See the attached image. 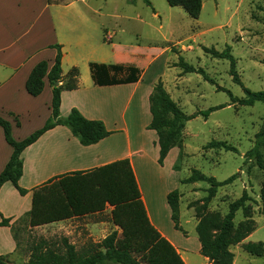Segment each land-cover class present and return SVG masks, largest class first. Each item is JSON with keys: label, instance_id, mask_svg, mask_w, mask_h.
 Segmentation results:
<instances>
[{"label": "rangeland", "instance_id": "rangeland-1", "mask_svg": "<svg viewBox=\"0 0 264 264\" xmlns=\"http://www.w3.org/2000/svg\"><path fill=\"white\" fill-rule=\"evenodd\" d=\"M51 1L59 3L49 5L44 18L59 27L46 32V39L41 38V41L71 39L79 30L84 31L95 46L104 41L109 50V39L112 37L113 41L121 42L122 48H118L117 53L122 50L127 53L151 52L154 63L147 71L148 77L142 82V87L148 86L150 80L155 84L161 79L171 99L185 114L224 105L211 111L207 117L197 114L186 121L181 131V145L174 147L166 167L163 170L152 169L156 179H166L168 185L180 193L178 223L181 229L174 227L170 217L166 219V224L178 231V244L182 243L187 248H193L192 244H196L192 215L202 205L209 186L207 182L199 181V186L191 189L189 183L181 182L193 168L217 180L238 173L231 183L218 188L208 202L207 210L224 214L228 203L237 199L244 190L247 191L252 198V201H248L249 211L256 224L251 239L264 244V215L257 210L264 170L254 159L244 156L262 127L264 104L260 101L253 105L233 102L229 92L238 98L245 97V94L243 87L233 81L229 60L212 57L203 50V46H207L222 51L229 45L235 58V70L243 86L253 91L264 90V0H201L202 8L197 19L189 17L179 6L168 5L166 0H149L151 5L143 0ZM71 26L74 28L71 29ZM172 47L175 51H172ZM94 53H99V50L96 49ZM81 54L86 57V52ZM112 55V51L107 53L109 58ZM179 57L204 69L211 80H205L196 72H182V68L176 65ZM132 109L133 102L126 111V119ZM23 122L21 127L17 125L14 128L15 136L26 133L30 128L25 120ZM3 139L4 132L0 126V157L8 149ZM213 139L226 141L236 147L237 152L205 148L204 144ZM262 153L264 159V147ZM171 167L174 171L169 173ZM24 180L26 185L33 182L32 178H28V171ZM19 194L14 188H3L0 199L9 206L10 201L18 200ZM242 219L240 209L234 217L235 225ZM12 224L17 225L18 248L11 257L3 256H7L10 264H26L35 244L43 239L57 243L61 237H66L65 229L76 223L67 220L49 227H28L23 222ZM183 230L189 232L187 241ZM67 238L71 240V235ZM0 239L4 240L3 231H0ZM230 249L235 251V264H264V253L253 256L244 250L241 242L231 245Z\"/></svg>", "mask_w": 264, "mask_h": 264}, {"label": "trees", "instance_id": "trees-1", "mask_svg": "<svg viewBox=\"0 0 264 264\" xmlns=\"http://www.w3.org/2000/svg\"><path fill=\"white\" fill-rule=\"evenodd\" d=\"M143 1L151 5L149 0ZM48 2L51 3V0ZM166 2L170 6L181 7L193 19L199 17L202 8L201 0H166ZM50 47L56 48L57 51L54 63L47 73L48 81L52 84L51 116L43 126L19 141L11 136L10 123L0 117V126L4 132L3 140L13 148L9 160L0 172V187L5 181H10L21 195L27 190L19 187L17 183L22 175L20 154L45 131L58 124L66 125L84 145L96 143L110 133L102 120L86 118L75 107L71 108L65 118L59 116L61 89L64 87L72 90L77 87L79 69L77 66H72L65 78H62L61 45L55 43ZM203 50L212 57L229 60L233 81L243 87L245 94V97L238 98L229 92L233 102L253 105L260 101L264 104V90L253 91L243 86L235 70V58L231 55L229 45L222 51L207 46H203ZM172 51H175L173 47ZM176 65L182 68V72H196L205 80H211L204 69L185 62L181 57ZM88 67L90 77L96 85L136 82L140 77L139 68L133 65L90 61ZM46 72L45 61H40L33 67L25 82L26 91L30 95L36 96L42 91ZM62 80L63 86L56 84ZM148 103L151 119L147 128L156 132L159 147L157 161L160 165L163 164L170 149L181 145V131L186 121L197 114L207 117L211 111L224 106H211L205 110L185 114L171 99L161 79L153 85ZM204 145L205 148L237 152L236 147L223 140L213 139ZM263 147L264 121L255 136L253 146L244 155L245 158L254 159L264 170ZM237 175L238 173H234L223 180H217L193 168L189 176L181 179L182 183L205 181L209 184L202 205L195 212L197 218L195 232L200 243V253L208 258L210 264H232L234 254L230 246L242 242L256 227L248 206V201H252V198L245 190L237 199L228 203L226 213L207 210V204L215 196L218 188L231 183ZM179 196L177 189L171 190L166 195V202L176 229H181L178 223ZM142 203L136 177L127 158L117 159L88 170L60 174L46 180L32 188L31 208L16 220V223L23 222L28 227L41 226L73 216L102 211L110 206L111 221L117 229L112 230L99 242L90 243L84 251L76 250L64 236L57 243L40 240L32 247L26 264H184L176 248L150 223ZM257 207L258 212L264 215V183L259 191ZM240 209L243 219L235 225L234 217ZM8 224V218L0 221V225ZM16 226L12 224L11 230L17 238ZM183 232L185 234L184 230ZM243 248L253 256H261L264 253L262 241L243 243ZM0 264H10V260L7 256L0 255Z\"/></svg>", "mask_w": 264, "mask_h": 264}, {"label": "crops", "instance_id": "crops-1", "mask_svg": "<svg viewBox=\"0 0 264 264\" xmlns=\"http://www.w3.org/2000/svg\"><path fill=\"white\" fill-rule=\"evenodd\" d=\"M58 3L59 1L49 3L48 0H0V117L10 123L11 136L19 141L43 126L51 116L52 84L48 81L47 73L54 63L57 52L56 48L50 45L57 43L61 45L62 51V78H65L72 66L80 68L77 87L72 90L64 87L61 89L59 116L65 118L71 108L75 107L86 118L102 120L110 133L96 143L84 145L66 125L58 124L45 131L21 152L22 175L17 183L27 192L19 194L18 200L10 201L9 206L0 199V221L3 218L9 219L8 225H0V231L4 232V240L0 239V255L6 254L11 257L16 253L18 241L11 230V225L30 210L32 188L60 174L88 170L127 158L136 177L142 204L150 223L176 248L184 264H210L208 258L200 253L198 237L196 244H192L193 248L178 244L179 239L176 235L178 231L166 224V219L171 218L166 195L176 188L169 186L166 179H156L152 174V169L163 170L166 167L167 159L174 151V147L170 149L163 164L160 165L157 161L159 147L156 132L147 128L151 119L148 97L154 84L150 80L149 85L143 88L142 82L148 77L147 71L154 63V57L147 51L127 53L122 50L117 53L121 42L113 41L112 37L109 39V50L105 47L104 41L95 46L86 33L79 30L75 31L71 39L45 40L46 32L49 33L50 29L55 31L59 25L50 23L48 18H44V14L49 5ZM73 28L74 26H71V29ZM41 38H45V41H41ZM96 49L99 53H94ZM110 51L113 52L112 58L107 56ZM83 52H86V57L82 56ZM40 61L47 63V72L43 77L42 91L32 96L26 91L25 82L33 67ZM90 61L133 65L139 68L140 77L136 82L96 85L89 75ZM63 84V80L58 82V85ZM132 102L133 109L126 119V111ZM24 120L30 128L26 133L15 136L14 128L17 125L21 127ZM5 144L8 149L0 157V172L13 151L12 146L6 141ZM27 171L28 178L33 179L28 185L23 183ZM172 171L173 167L169 173ZM197 182L189 183L191 189L199 186ZM3 188H14V191H17L10 181H5L0 190ZM192 218L195 232L197 223L195 214ZM67 220L76 223L65 229L66 237L71 235V240L69 238L68 240L76 250L84 251L90 243L99 242L112 230L117 229L111 221L110 206L102 211L73 216L43 224L41 227L58 225ZM184 231V238L187 241L189 232ZM252 232L241 244L258 241L251 239ZM231 251L234 254L232 264H235L236 254L233 249Z\"/></svg>", "mask_w": 264, "mask_h": 264}, {"label": "water", "instance_id": "water-1", "mask_svg": "<svg viewBox=\"0 0 264 264\" xmlns=\"http://www.w3.org/2000/svg\"><path fill=\"white\" fill-rule=\"evenodd\" d=\"M56 84H58V82Z\"/></svg>", "mask_w": 264, "mask_h": 264}]
</instances>
